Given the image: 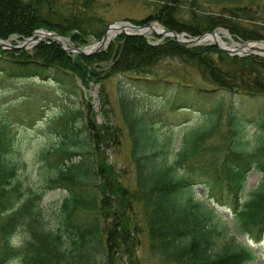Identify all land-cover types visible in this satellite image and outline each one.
<instances>
[{
    "label": "trees",
    "instance_id": "trees-1",
    "mask_svg": "<svg viewBox=\"0 0 264 264\" xmlns=\"http://www.w3.org/2000/svg\"><path fill=\"white\" fill-rule=\"evenodd\" d=\"M182 1L158 0L153 13L131 22L157 21L192 36L222 26L241 41L264 38L261 31L235 27L213 14L195 13L184 21L177 8ZM93 3L80 0L69 7L56 0H0V38L23 40L44 28L76 46L88 44L90 37L100 40L105 25ZM235 11L238 18L250 14L264 22V6ZM233 13L232 8L230 17ZM154 37L160 38L155 44L146 36L118 34L91 55L67 52L51 38L25 50L0 48V78L53 82L64 103L50 122L57 143L39 153L42 190L21 188L10 157L15 125L33 122L35 115L28 108L0 111V264H143L136 249L144 232L146 252L156 264L256 259L254 247L240 238L264 243V57ZM112 78L116 113L104 87ZM78 81L85 89L98 85L101 122L90 99L81 108L73 104L74 97L83 98ZM136 89L171 110L193 109L202 116L172 154L161 152L152 126L136 111L131 92ZM250 122L255 131L247 139ZM125 137L131 173L110 156ZM252 171L259 174L258 184L248 188ZM195 185L205 189L204 199H195ZM53 188L66 194L50 217L42 199L44 190ZM218 205L232 211L227 233L228 220ZM142 215L146 222L139 227Z\"/></svg>",
    "mask_w": 264,
    "mask_h": 264
},
{
    "label": "rangeland",
    "instance_id": "rangeland-1",
    "mask_svg": "<svg viewBox=\"0 0 264 264\" xmlns=\"http://www.w3.org/2000/svg\"><path fill=\"white\" fill-rule=\"evenodd\" d=\"M60 4L66 6L76 7L80 0H56ZM94 5L92 10L98 14L105 28L111 23H118L122 21H131L133 19H144L149 14L153 13L155 3L158 0H93ZM186 0L179 3L178 15L183 17L186 21L189 15L196 14H213L221 16L226 20L228 24L233 26L243 27L248 30H258L264 33V22H260L255 16L245 14L242 18L234 16L235 10L241 6H264V0ZM232 8L234 9L233 15L230 17ZM1 10V7H0ZM262 21V20H261ZM151 23H158L157 21ZM214 31L227 33L224 39L229 45L235 43L243 45L245 40L241 41L240 38H235L229 30L225 27H217ZM150 42H157L160 38L154 37L152 32L146 33ZM39 36V34H36ZM47 36V35H46ZM44 37V39L46 38ZM14 39V38H12ZM264 41L263 39H259ZM97 40L90 37L88 44L85 46L79 45V48H87L90 44L95 43ZM254 41V40H253ZM210 43V42H208ZM63 44L69 47L70 44L65 39ZM73 45V44H71ZM80 85V82H77ZM94 84H91L89 89L81 87L84 91L83 98L79 95L73 98V104L75 107L81 108L83 100H88L93 104V109L99 111L101 108V102L99 99V92L93 90ZM105 90H107L108 100L110 101V109L116 113V79L112 78L106 81ZM3 88V90H1ZM132 96L135 101L136 111L141 115L142 119L153 128L155 132L156 142L162 153L172 154V150H176L180 145L182 135L185 131L192 129V127L202 122V116L200 113L193 109L171 110L165 107L160 99H157L154 95L144 94L139 90H133ZM134 92V93H133ZM29 95L30 98L21 100L23 96ZM57 92V87L53 82L39 81L38 83H31L25 80L8 81L0 78V111L8 113L11 110H19L28 108L31 113L35 115L33 122L27 121V123L18 122L15 125V144L12 148L11 159L17 163L18 176L20 179L21 188H34L37 190L44 189L42 184L44 183V170L42 169L41 159L39 153L42 149H51L52 145L57 143L56 128L51 126V118L58 115L59 110L64 106ZM260 100V99H259ZM257 100V101H259ZM8 103V104H7ZM114 119V118H113ZM251 121V120H250ZM248 129L245 132V137L251 139L252 133L255 131V127L250 122ZM122 148H111L110 156L113 163L119 168L124 169L131 173L133 171V165L128 155V137H125L122 142ZM259 174L255 171L249 173L247 178V187L253 188L257 186ZM42 187V188H41ZM195 199H204L205 189L200 185H195ZM44 196L42 199L44 205V212L48 213L50 217L53 216L54 210L61 200L65 197L66 190L61 188H53L52 190H44ZM217 212L219 211L228 220V223L224 225V232L232 230V211L225 207L216 206ZM51 219V218H50ZM52 223V220L49 221ZM146 219L142 215L139 218L140 224L145 225ZM219 225V222H218ZM240 240L247 242L250 246H253L258 255L256 259L246 264H264L263 250L264 243H254L245 236H241ZM141 244L137 247L136 253L143 264H156V259H150L146 252V234L145 232L140 236Z\"/></svg>",
    "mask_w": 264,
    "mask_h": 264
},
{
    "label": "water",
    "instance_id": "water-1",
    "mask_svg": "<svg viewBox=\"0 0 264 264\" xmlns=\"http://www.w3.org/2000/svg\"><path fill=\"white\" fill-rule=\"evenodd\" d=\"M147 30H151L154 32V34H158L161 36H172L176 39V41H178L181 44H193V45H199L202 42L200 41V39L207 35V34H215V32L210 31V32H205L199 36H188L186 33L184 32H176L174 30L171 29H165L162 26L155 24H147L145 23L144 25H137V24H132L130 22H121V23H111V25H109L105 32L102 34L101 40H99L98 42L94 43L91 45L92 48L88 49H83V48H75L74 50H76L78 53H83L86 55H90L91 53H96L99 52L102 48H104L109 42L110 40H112V38L114 36H117V34L119 33H126L129 35H145V32ZM39 32L43 35L45 34H49L52 37L56 38V41L61 40L62 36H60L59 34H55V33H43L41 30L35 31ZM35 33L25 39V41L21 42V43H16L14 45H12L9 40H1L0 39V47L3 48H7V49H14V48H23L25 49L26 47H28L29 45H33L38 41H41L42 39L38 36L35 37ZM255 42L252 41H247L244 43L243 46L239 47V46H232L229 47L227 45L224 44H220L217 41H214L213 44H215L219 50H223L224 52H227L230 55L236 54L239 56H243V55H248V54H258V55H262L264 56V50L259 47L254 45ZM245 46H247L248 50L245 49ZM95 91V90H94Z\"/></svg>",
    "mask_w": 264,
    "mask_h": 264
},
{
    "label": "bare ground",
    "instance_id": "bare-ground-1",
    "mask_svg": "<svg viewBox=\"0 0 264 264\" xmlns=\"http://www.w3.org/2000/svg\"><path fill=\"white\" fill-rule=\"evenodd\" d=\"M35 30H44V31H47V32L56 33V32L53 31V30L44 29V28H36ZM148 32H150V31H148ZM148 32H147V33H148ZM225 35H227V33H223V32L215 31V34H207V35L203 36V37L200 39V41H201V42H214V41H217V42H219L220 44H224V45H227V46L235 45V43L232 44V45H229V44L227 43V41H225V39H224ZM227 36H228V35H227ZM39 37H40V38H44V35L41 34V33H39ZM255 45L260 46V47L264 50V43H255ZM90 48H92L91 45H90L89 47H87L88 50H89ZM245 49L248 50V49H250V48H248L247 46H245ZM106 92H107V90H106ZM107 96H108V95H107ZM99 99H100V98H99ZM108 101H109V100H108ZM109 102H110V101H109ZM117 105H118V103H117V101H116V109H117ZM101 110H102V108H100L99 111L94 110V113H96V114H95V117H96L97 121H99V122H101V120L103 119V115H102Z\"/></svg>",
    "mask_w": 264,
    "mask_h": 264
}]
</instances>
